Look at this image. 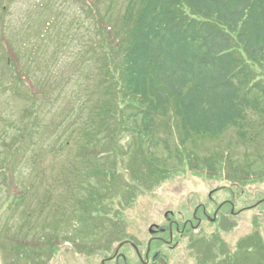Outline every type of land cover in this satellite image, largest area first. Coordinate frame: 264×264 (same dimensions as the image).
I'll return each instance as SVG.
<instances>
[{
  "label": "rangeland",
  "instance_id": "374dc122",
  "mask_svg": "<svg viewBox=\"0 0 264 264\" xmlns=\"http://www.w3.org/2000/svg\"><path fill=\"white\" fill-rule=\"evenodd\" d=\"M116 3L114 23L120 24L127 0ZM86 9L83 0L12 4L6 32L21 54L16 72L38 91L29 98V90L17 85L15 68L3 61L0 75L15 93L0 94V161L4 140L19 144L11 149L17 153L13 180L0 169V264H102L126 240L140 254L128 244L107 264H264V176L239 183L226 177L228 152L232 160L264 170V118L250 112L247 141L231 128L218 138H196L186 148L166 139L168 129L158 120L161 139L152 147L169 164L158 165L161 174L152 178L138 149L142 143L128 126L113 121L114 111L119 115L135 102L122 92L119 57L110 53L106 33ZM253 69L264 86V61ZM105 106L114 125L103 132ZM190 155H217L224 160L222 171L193 170ZM178 157L185 162L179 164ZM14 184L25 191L18 200L10 191ZM91 192L96 201L90 203ZM156 225L167 228L159 235L167 242L152 239ZM55 235L73 243L47 244L36 257L21 247L25 237L31 243Z\"/></svg>",
  "mask_w": 264,
  "mask_h": 264
},
{
  "label": "trees",
  "instance_id": "16d2710c",
  "mask_svg": "<svg viewBox=\"0 0 264 264\" xmlns=\"http://www.w3.org/2000/svg\"><path fill=\"white\" fill-rule=\"evenodd\" d=\"M13 2L0 0V72L6 60L10 69L15 68L17 85H23L26 94L27 88L31 94L27 96L33 98L38 90L30 89L26 75L17 74L21 54L6 32ZM83 2L96 28L106 33L110 53L119 57L122 92L135 102L119 115L114 111L113 121H117L116 127L128 126L134 138L148 144L146 154L142 144L138 149L147 159L152 178L161 174L156 169L159 164H169V158L158 157L152 147L154 139H161L156 132L160 119L168 129L166 139L173 138L183 148L196 138H218L231 128L242 141L249 139L250 112L264 118V86L253 75V66L264 61V0H127L120 24L114 23L117 0L107 1L105 11L101 10L103 0ZM91 51L90 46L87 53ZM13 86L0 75V94L15 93ZM31 110L38 113L33 106ZM106 110L105 106L103 132L114 125L108 122ZM124 118L131 124H122ZM18 144L4 140L5 157L0 161V169L6 175L9 172L12 180L17 167L13 161L16 152L11 149ZM223 158L190 155L187 161L193 170L205 168L218 175ZM226 160L229 180L264 176V170L256 171L252 162L232 160L229 152ZM178 162L183 164L185 158L178 157ZM20 191L11 193L14 200L25 193L23 188ZM91 196L90 203L96 201V193ZM24 249L26 254L32 252L26 245Z\"/></svg>",
  "mask_w": 264,
  "mask_h": 264
},
{
  "label": "flooded vegetation",
  "instance_id": "af4514ba",
  "mask_svg": "<svg viewBox=\"0 0 264 264\" xmlns=\"http://www.w3.org/2000/svg\"><path fill=\"white\" fill-rule=\"evenodd\" d=\"M198 212L199 210H197V219H201L199 216H198ZM205 214L207 213L205 210H204ZM166 227H163V228H159L158 230L156 229H153V233L154 235L152 236V239H158V240H161L163 242H167L163 236H159L160 234H163V233H166ZM159 233V234H158ZM120 254V253H119ZM118 259V258H117Z\"/></svg>",
  "mask_w": 264,
  "mask_h": 264
}]
</instances>
